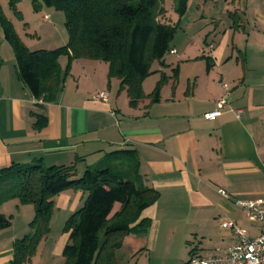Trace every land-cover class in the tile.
<instances>
[{"label": "crops", "instance_id": "crops-1", "mask_svg": "<svg viewBox=\"0 0 264 264\" xmlns=\"http://www.w3.org/2000/svg\"><path fill=\"white\" fill-rule=\"evenodd\" d=\"M261 4V12L255 13V35L243 43L235 36L231 44L225 40L208 45L205 40L204 50L186 33L185 43L174 40L175 53L168 59L167 54L163 64H153L154 73L144 81L143 90L150 95L160 76L172 77L174 69L179 70L177 82L170 79L162 88L160 102L145 99L136 108L120 89V80L108 82V64L88 59L72 63L56 102L35 99L19 79L14 52L0 33V169L42 160L47 167L76 165L80 177L109 153L135 150L144 185L160 197L141 215L152 221L148 233L128 236L120 249L131 250L130 258L154 250L160 236L179 221L191 220L189 225L195 229L218 223L223 233L215 244L220 249L239 242L223 223L235 224L250 238L258 236L261 229L249 224L234 202L264 199V0ZM46 9H41L40 21L52 25L50 31L56 33L54 15ZM19 36L30 51L54 50L69 40L68 33L62 32L58 38L39 37L31 47V40ZM202 57L212 60L210 71ZM67 62L66 57L60 59L62 69ZM103 92L108 100H97ZM225 95L228 102L221 116L206 119L205 114L215 110ZM33 114L47 118L41 131L34 129ZM85 197L68 190L54 198V206L66 221ZM119 209L116 204L113 213ZM0 212L12 219L11 227L0 231V264H10L13 244L29 233L35 211L12 200ZM68 241V235L62 236L56 246L59 257Z\"/></svg>", "mask_w": 264, "mask_h": 264}, {"label": "trees", "instance_id": "trees-1", "mask_svg": "<svg viewBox=\"0 0 264 264\" xmlns=\"http://www.w3.org/2000/svg\"><path fill=\"white\" fill-rule=\"evenodd\" d=\"M19 1L10 0L9 6L20 16ZM163 1L33 0L37 13L45 7L64 14L69 40L67 45L54 50L30 51L5 16L0 0V33L14 52L19 79L35 99L45 104L56 102L72 63L88 59L108 64V82L120 80V89L127 92L130 106L136 108L145 99L160 102L162 88L170 79L174 83L178 79L179 70L174 69L172 77L162 74L150 95L144 93L143 83L154 73L153 64H163L178 31V26L166 21ZM188 2L174 0L180 17L185 15ZM233 26L239 27L236 22ZM62 57L68 59L65 69L60 65ZM202 58L210 71L212 60ZM33 116L35 130L41 131L47 126L46 117ZM68 190L80 191L86 197L83 206L63 227V232L69 234L63 251L64 264H120L117 253L125 239L148 233L152 221L142 219L141 215L160 197L158 191L144 185L139 157L131 149L105 155L95 165L87 167L80 177L76 165L47 167L42 160L2 168L0 207L17 200L35 210L30 232L13 244L10 264L32 263L40 244L51 232L54 198ZM116 204L120 209L113 213ZM11 225V217L0 212V231ZM190 255L195 252L191 251Z\"/></svg>", "mask_w": 264, "mask_h": 264}, {"label": "rangeland", "instance_id": "rangeland-1", "mask_svg": "<svg viewBox=\"0 0 264 264\" xmlns=\"http://www.w3.org/2000/svg\"><path fill=\"white\" fill-rule=\"evenodd\" d=\"M9 1L1 0L3 12L14 25L17 34L19 33L26 41L31 40L30 45L36 43L39 37H43V40H45L49 37L58 38V35L62 32L67 34L65 17L62 12L46 9L54 15L51 20L52 24L56 25V33H54L50 31L52 25L41 23L39 15L42 12L37 13L34 11L33 0L19 1L17 10L20 16L10 8ZM261 3L262 0H189L186 13L182 17L175 11L174 0H164L163 7L166 11L167 23L178 26L173 41L177 40L179 42L183 41L182 44L185 43L184 33H186L189 38L193 39V42L197 43L196 46L200 47L202 44V49H204L206 47L205 40H207L208 45L219 44L225 42V40L231 44V42L233 43V36H235L237 42L243 43L248 37L255 35V13L256 11L261 12ZM230 13L235 14V16L231 17ZM242 20L244 22L243 28L241 26ZM235 22L239 27L233 26ZM188 41L190 43V40ZM170 52L166 56L167 59ZM57 209L54 206L50 224L51 232L39 254L37 252L34 257L33 264H64L65 262L64 257H59L55 252L62 236H69V234L63 232L66 222L63 220V213H60ZM190 221L175 223L167 233L160 236L159 243L154 250L141 252L133 258L128 255L131 251L128 252V248L119 250L117 253L118 262L120 264H187L192 257L190 255L191 251H194L196 255L207 257L212 255L215 250L220 249L217 248L220 246L215 244V239L223 233L218 223L213 224L210 228L205 225V228L196 227L197 229H195L194 226L189 225ZM19 224L21 226V220L20 223H17V228ZM16 230L18 231V229ZM25 236H21L20 239Z\"/></svg>", "mask_w": 264, "mask_h": 264}, {"label": "built area", "instance_id": "built-area-1", "mask_svg": "<svg viewBox=\"0 0 264 264\" xmlns=\"http://www.w3.org/2000/svg\"><path fill=\"white\" fill-rule=\"evenodd\" d=\"M48 17H46V20ZM170 53H175L171 50ZM226 90L227 85H223ZM228 95L222 97L216 105V109L205 114L208 120H215L221 116L227 102ZM97 100L107 101L108 94L100 93L95 97ZM227 198L224 191L219 192ZM234 205L245 213L247 220L257 225L261 230L258 236L250 238L247 232L235 224L223 223V228H228L233 231L239 242L235 245L223 249H217L207 257L201 255H192L188 264H264V199L235 201Z\"/></svg>", "mask_w": 264, "mask_h": 264}]
</instances>
